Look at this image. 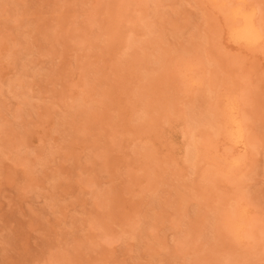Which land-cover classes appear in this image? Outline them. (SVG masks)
<instances>
[{"label": "rangeland", "instance_id": "374dc122", "mask_svg": "<svg viewBox=\"0 0 264 264\" xmlns=\"http://www.w3.org/2000/svg\"><path fill=\"white\" fill-rule=\"evenodd\" d=\"M215 1L0 0V264H264V47L230 15L264 0Z\"/></svg>", "mask_w": 264, "mask_h": 264}, {"label": "bare ground", "instance_id": "6f19581e", "mask_svg": "<svg viewBox=\"0 0 264 264\" xmlns=\"http://www.w3.org/2000/svg\"><path fill=\"white\" fill-rule=\"evenodd\" d=\"M241 6H242V3H241ZM241 6H237V7H236V5H235V7L233 6L234 8L230 12L231 18L234 21L233 24H232V22L230 23V25L231 24H232V26L234 25L233 30H232V37L236 41L243 42L247 45H257L258 43H261L260 47L262 44L264 47V33H263L264 30L261 31L260 28L258 27L259 25L256 24L257 21H256V23L254 22V12L245 10L247 8L241 7ZM242 8H244V9H242ZM256 20H257V18H256ZM230 110H232V109H230ZM229 114H230L229 122L231 125H234V128L230 132L228 131L229 132L228 135L235 142H239L243 138L242 128L237 123V120L233 116L232 111L229 112Z\"/></svg>", "mask_w": 264, "mask_h": 264}]
</instances>
